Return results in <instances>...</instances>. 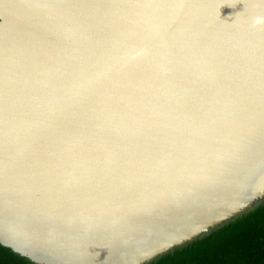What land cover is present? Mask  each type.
Here are the masks:
<instances>
[{
    "label": "water",
    "instance_id": "1",
    "mask_svg": "<svg viewBox=\"0 0 264 264\" xmlns=\"http://www.w3.org/2000/svg\"><path fill=\"white\" fill-rule=\"evenodd\" d=\"M264 202V0H0V243L151 264Z\"/></svg>",
    "mask_w": 264,
    "mask_h": 264
},
{
    "label": "trees",
    "instance_id": "2",
    "mask_svg": "<svg viewBox=\"0 0 264 264\" xmlns=\"http://www.w3.org/2000/svg\"><path fill=\"white\" fill-rule=\"evenodd\" d=\"M0 264H32L0 243ZM151 264H264V202Z\"/></svg>",
    "mask_w": 264,
    "mask_h": 264
}]
</instances>
